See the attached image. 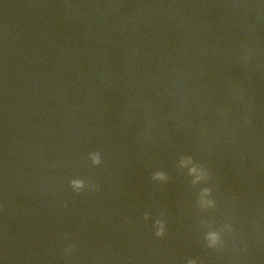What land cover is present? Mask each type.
<instances>
[{"label": "water", "instance_id": "water-1", "mask_svg": "<svg viewBox=\"0 0 264 264\" xmlns=\"http://www.w3.org/2000/svg\"><path fill=\"white\" fill-rule=\"evenodd\" d=\"M189 259L264 264V0H0V264Z\"/></svg>", "mask_w": 264, "mask_h": 264}, {"label": "clouds", "instance_id": "clouds-1", "mask_svg": "<svg viewBox=\"0 0 264 264\" xmlns=\"http://www.w3.org/2000/svg\"><path fill=\"white\" fill-rule=\"evenodd\" d=\"M246 59V57H245ZM89 159L91 160V163L93 165H99L101 163V158H100V153L99 152H90L88 154ZM187 164H193L191 168L188 169L189 174L193 173H198L196 180L193 181L195 184L197 180H204L206 181L209 178V174L206 171V169L202 165H198L196 163H193V159L190 156L186 157H181L180 158V166L183 167ZM153 180H165L167 177L163 172H155L152 176ZM70 187L73 189L75 192H80L82 189L85 188V181L82 179H72L69 181ZM89 185H91V189H95L96 185L92 184L91 181L88 182ZM211 194V189L210 188H202L200 191V198L198 199V204L205 208H212L214 206V201L209 199V200H204V196H209ZM146 220L148 219L147 215L144 217ZM154 227L156 229L155 235L157 237L163 236L164 235V223L161 220H156L154 223ZM225 230H227V226H225ZM204 239L206 241L207 247L210 249H218L222 247V239H221V230H210L208 231ZM66 254H70L71 252V246L69 248L65 249ZM186 264H197V261L195 259H189L187 260Z\"/></svg>", "mask_w": 264, "mask_h": 264}]
</instances>
